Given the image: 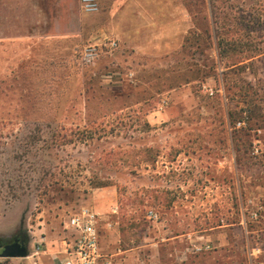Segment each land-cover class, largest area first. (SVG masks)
<instances>
[{
  "label": "rangeland",
  "instance_id": "obj_1",
  "mask_svg": "<svg viewBox=\"0 0 264 264\" xmlns=\"http://www.w3.org/2000/svg\"><path fill=\"white\" fill-rule=\"evenodd\" d=\"M98 2L0 0V251L27 248L0 264H59L83 207L116 264H264V0H164L115 34Z\"/></svg>",
  "mask_w": 264,
  "mask_h": 264
},
{
  "label": "built area",
  "instance_id": "obj_2",
  "mask_svg": "<svg viewBox=\"0 0 264 264\" xmlns=\"http://www.w3.org/2000/svg\"><path fill=\"white\" fill-rule=\"evenodd\" d=\"M83 12L93 13L99 10L98 0H78ZM114 40L110 41V46H115ZM97 52L94 46L86 47L82 52L84 61L93 60ZM244 123L243 120L237 122L238 125ZM148 216L157 218V213L148 211ZM256 216V212L252 213ZM100 218L99 215L90 208L83 207L79 211L70 215L67 225L72 228V238L66 249L67 256L60 261V264H109L110 260L102 251L100 245ZM108 226L109 223H107Z\"/></svg>",
  "mask_w": 264,
  "mask_h": 264
},
{
  "label": "crops",
  "instance_id": "obj_3",
  "mask_svg": "<svg viewBox=\"0 0 264 264\" xmlns=\"http://www.w3.org/2000/svg\"><path fill=\"white\" fill-rule=\"evenodd\" d=\"M33 1H39V0H33ZM45 1L47 2L48 8H50L49 13H51L52 15L54 14L61 16L68 14L69 0H45ZM163 1L164 0H100L101 9L98 12V14L99 13L103 15L107 14L108 17L106 19L108 22L105 23L103 29L110 31V33L112 34H115L119 31L127 30L128 29L127 25H130L129 29H138L140 31L143 29V25H142L143 16L158 17V14H162ZM33 6L39 7V4L35 3ZM93 13L95 14L96 12ZM32 28L36 29V26ZM99 28H101L100 25ZM56 29H60V26L57 24H56ZM36 37L37 36L34 34H28L26 35V37L24 36L18 37V40H21V42H27V45L30 47V46H35V43L37 42ZM39 40L45 42L48 39L38 38V41ZM107 225L108 224H106V226ZM109 225L110 226H107L106 230H108L107 232H109V234L112 236L116 231L114 228L115 221H111V222L109 221ZM176 236L173 235L170 238L175 239ZM168 239L169 238H166V240ZM195 249L198 250L199 247L198 248L195 247ZM111 251L112 254L121 252L120 248H113V250ZM184 253L187 255L194 253L193 247L189 246L187 248V251H184ZM66 256L67 253L64 254L59 259V264L60 261L65 259ZM109 260H110L109 264H116L113 262L114 259L109 258Z\"/></svg>",
  "mask_w": 264,
  "mask_h": 264
},
{
  "label": "water",
  "instance_id": "obj_4",
  "mask_svg": "<svg viewBox=\"0 0 264 264\" xmlns=\"http://www.w3.org/2000/svg\"><path fill=\"white\" fill-rule=\"evenodd\" d=\"M27 255V248L24 243H19L17 240L1 245V257H16Z\"/></svg>",
  "mask_w": 264,
  "mask_h": 264
},
{
  "label": "flooded vegetation",
  "instance_id": "obj_5",
  "mask_svg": "<svg viewBox=\"0 0 264 264\" xmlns=\"http://www.w3.org/2000/svg\"><path fill=\"white\" fill-rule=\"evenodd\" d=\"M14 240H17L19 243H24V238H23V236L21 235V234H18V235H16L11 241H9V242H13ZM8 242V243H9ZM25 244V243H24Z\"/></svg>",
  "mask_w": 264,
  "mask_h": 264
}]
</instances>
